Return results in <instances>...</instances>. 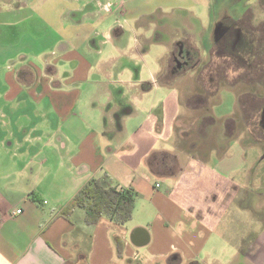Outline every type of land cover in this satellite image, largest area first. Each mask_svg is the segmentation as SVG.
Here are the masks:
<instances>
[{"label":"crops","instance_id":"1","mask_svg":"<svg viewBox=\"0 0 264 264\" xmlns=\"http://www.w3.org/2000/svg\"><path fill=\"white\" fill-rule=\"evenodd\" d=\"M128 3L0 0V264H220L214 248L232 241L242 211L253 214L244 235L261 226L260 249L245 244V256L252 251L264 264V212L242 207L264 186V136L241 119L225 129L226 118L241 117L239 94L233 116L216 117L219 124L201 127L200 143L182 147L178 77L162 73L161 57L152 82L144 81L126 60L118 43L125 27L113 18L115 5L120 17H132L143 55L155 21H141L160 6ZM153 90L167 98H150ZM244 97L250 102L256 90ZM215 127L222 136L212 137ZM105 175L151 198L150 212L124 225L107 216L88 225L81 207L70 219L61 214Z\"/></svg>","mask_w":264,"mask_h":264},{"label":"rangeland","instance_id":"2","mask_svg":"<svg viewBox=\"0 0 264 264\" xmlns=\"http://www.w3.org/2000/svg\"><path fill=\"white\" fill-rule=\"evenodd\" d=\"M157 6H160V10L155 12V16L146 17L141 21L146 25L151 23L149 18L155 21L154 24H151L155 28L153 35L152 32L149 34L152 35L154 41L148 42L146 46L148 52L141 51L143 55L137 48L136 35L129 28L130 25L135 26L132 17H120L118 5H115L113 18L125 27V32L118 43L125 47L126 60L138 66L137 72L142 73L144 81L152 82L151 75L159 70L161 57L165 58L162 73L167 72L170 77H178V86L180 87L178 91L182 106L180 107V117L176 129L182 147L188 148L198 140L199 143L201 142L200 138L204 133L201 127L212 124L210 123L211 120L204 119L201 121V117L205 114H212L214 118L219 119L233 116L238 109V96L246 90H256V97H252L250 102L246 100L252 116L249 122L253 131L259 129V126L260 129L262 128V134H260L261 131L257 130L256 132L258 136L261 135L263 138L264 101L262 99L264 98V82L255 85L252 82H245L244 79L239 80L240 77L236 79L238 81L232 79L237 77L245 66L252 65L257 48V33L247 28L240 21L247 20L254 25L264 21V0H129L126 8L131 7L133 9L136 7V9L151 10ZM247 11L248 13L245 14ZM3 18L0 17V19ZM179 46H184L188 51L190 50L192 60L190 66L184 70L173 71L171 51ZM210 52L212 55H209ZM227 56L234 59H226ZM211 59L216 63L213 66L215 69L216 67L220 69L222 64L224 65L228 72L225 77L228 78L217 83L216 70L209 69L207 66ZM193 70L196 72L191 73ZM133 72L136 73L135 68ZM204 75L206 79L202 80ZM3 86L2 74H0V88ZM163 95L165 93L153 90L150 98L164 101L167 97L164 98ZM206 107H209V111L205 110ZM242 107L239 104L236 114L241 116V122H246L241 114ZM154 114L158 115L157 110ZM211 132L213 138H218L222 136L224 129L215 127ZM260 144L263 148L261 150L263 156L264 142ZM263 169L264 164L260 170L263 171ZM255 189L254 198L243 201L246 203L242 202V207L245 209L251 204L254 212H264V186ZM136 196L134 219L132 218L131 224L143 218L146 211L150 212L151 198L140 194ZM250 217H253L250 211H242L239 217L240 225L238 228L235 225L233 228L235 230L229 231L230 239L234 244L231 243L232 241H218L213 252V258L217 262L220 264H260L261 258L259 262H253L252 251H247L251 254L250 259L245 256L244 248L248 247L249 243L255 244V251L261 247L256 241L257 232L261 233V226L255 225L258 229L255 234L244 235L246 229L253 226L249 222ZM237 243L240 245V253L237 250ZM236 254L238 257H235ZM203 257H205L204 253ZM203 259L206 258H202L201 264H204ZM209 264H214V261L209 260Z\"/></svg>","mask_w":264,"mask_h":264},{"label":"trees","instance_id":"3","mask_svg":"<svg viewBox=\"0 0 264 264\" xmlns=\"http://www.w3.org/2000/svg\"><path fill=\"white\" fill-rule=\"evenodd\" d=\"M248 91L240 94L241 105L243 106L241 114L246 122H249L252 117L247 104L248 101L244 97ZM205 110L209 111V107H206ZM204 119L211 120L210 123L214 125L220 123L212 114H205L201 117V121ZM234 121H240V117L226 118L223 121L225 129L227 130V126L229 127ZM257 130L261 131L260 128ZM224 135V137H228L227 134ZM136 195L137 193L133 190L114 184L112 179L105 175L102 178H94L89 181L62 209L61 214L70 219L74 210L81 207L85 211V222L88 225H96L102 216H107L117 224L124 225L133 218ZM116 244L119 253H121L124 246L120 237H116Z\"/></svg>","mask_w":264,"mask_h":264},{"label":"flooded vegetation","instance_id":"4","mask_svg":"<svg viewBox=\"0 0 264 264\" xmlns=\"http://www.w3.org/2000/svg\"><path fill=\"white\" fill-rule=\"evenodd\" d=\"M247 13L248 11L245 14ZM240 22H242L247 28L252 29L257 33V48L255 49L252 65L249 67L245 66L244 70L241 71L239 75L232 80H236L240 77V78H245L246 80H249L251 82L254 81V83L256 84L258 81L264 80V21H261L260 23L255 24V25L252 24V22L247 21V20L240 21ZM189 51L184 46L183 47L179 46L177 49L171 51L172 52L171 62H172L173 71H178L179 69L184 70L185 68L190 66L191 60H192V54H190ZM209 55H212V52H210ZM231 58L232 57L230 56L226 57V59H231ZM215 65L216 63L213 61V59H211L210 62L207 64L209 69H215L213 67ZM215 70L217 74V83L218 81L228 78V77H225L227 76L228 72L225 70L223 64H222V68L218 69V67H216ZM205 79L206 78L204 75V80Z\"/></svg>","mask_w":264,"mask_h":264},{"label":"built area","instance_id":"5","mask_svg":"<svg viewBox=\"0 0 264 264\" xmlns=\"http://www.w3.org/2000/svg\"><path fill=\"white\" fill-rule=\"evenodd\" d=\"M158 186H159V184H158ZM21 211H22L21 209L18 210V212H21Z\"/></svg>","mask_w":264,"mask_h":264}]
</instances>
